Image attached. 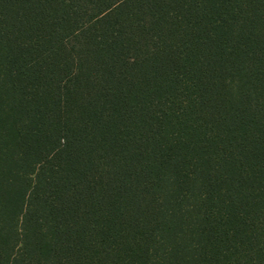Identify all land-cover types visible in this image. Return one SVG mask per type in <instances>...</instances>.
<instances>
[{"label": "trees", "instance_id": "obj_1", "mask_svg": "<svg viewBox=\"0 0 264 264\" xmlns=\"http://www.w3.org/2000/svg\"><path fill=\"white\" fill-rule=\"evenodd\" d=\"M0 264H264V0H0Z\"/></svg>", "mask_w": 264, "mask_h": 264}]
</instances>
